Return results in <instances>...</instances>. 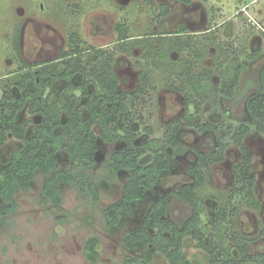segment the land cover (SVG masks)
Masks as SVG:
<instances>
[{"label": "rangeland", "instance_id": "1", "mask_svg": "<svg viewBox=\"0 0 264 264\" xmlns=\"http://www.w3.org/2000/svg\"><path fill=\"white\" fill-rule=\"evenodd\" d=\"M163 5L170 6L166 16L161 14ZM119 23L127 27L131 39L150 37L156 47L162 43L167 51L162 65L156 66L153 62L161 59L156 49L149 54L140 45L129 51L121 50L116 31ZM183 24L187 32L182 37L190 40L191 45L178 50L172 38ZM18 31L20 44L14 38ZM98 49L114 55L120 89L136 90L142 82V72L150 71L149 84L132 108V129L137 133V141L146 143L152 138L162 139L166 126L178 119L181 144L179 151L171 148L175 152L174 166L164 174L159 185L148 189L144 198L135 203L132 213H121L118 223L109 225L103 210L121 198L131 171L121 170L116 181L104 179L106 158L110 152L122 149L126 142L105 141L100 126H95L98 156L92 173L100 193L99 201L94 202L88 192L68 183L60 186L63 203L45 201L41 198L43 175L38 173L29 190L17 193V211L0 218V264H124L127 256L137 255L140 250L139 246L127 248L123 243L125 235L139 226L157 198L192 181L188 167L195 162L199 151H210L212 143L219 138L227 143L226 156L212 166L211 179L222 199L209 200L203 220L207 222L208 216L216 215V208L226 203L230 212L228 220L233 218L234 224L252 238V253L264 254V236L260 234L264 227V134L255 129V119L246 106L249 94L264 91V0H191L190 3L182 0H0V99L9 86L14 94H20L13 77L28 69L24 63L55 60L79 50L85 65L90 67L100 59ZM236 64H242L246 71H254L259 83L231 111L223 97L219 105L207 100L197 110L178 90L187 81L186 77L178 78L180 67L190 66L198 74L211 71L210 80L220 85L224 69ZM75 80H81V75L75 76ZM65 83L64 79L55 82L54 89L61 90ZM88 88L93 92L98 86L89 82ZM77 93L79 108L84 109L86 99L80 91ZM29 108L30 102H27L18 119L30 120L27 135L31 136L42 116L31 114ZM186 115L193 116L197 123L218 124V134L188 125ZM243 122L251 126L243 142L254 155L249 171L256 176L259 209L247 204L245 194L229 196L236 180L233 168L241 160V152L227 127ZM20 145V140L9 134L0 148V161L7 163ZM152 158L153 154L148 153L143 162L146 164ZM58 162L64 168L71 166L66 150L59 151ZM92 235L100 238L97 263L89 262L84 255L85 242ZM184 253L201 264L208 262L207 254L196 246L194 239L186 240ZM153 264L169 263L158 255Z\"/></svg>", "mask_w": 264, "mask_h": 264}, {"label": "trees", "instance_id": "2", "mask_svg": "<svg viewBox=\"0 0 264 264\" xmlns=\"http://www.w3.org/2000/svg\"><path fill=\"white\" fill-rule=\"evenodd\" d=\"M169 12L170 6L163 5L161 14L166 16ZM116 31L121 50L129 51L140 45L149 54L156 49L161 59L153 62L156 66L162 65L161 60L167 53L162 43L156 47L150 37L131 39L122 23L116 25ZM186 32L187 27L183 24L173 35L172 40L178 50L191 45L190 40L182 37ZM78 53L73 57L65 54L69 57L53 62L49 60V63H24L28 69L13 77L20 94H14L9 86L0 99V148L7 142L9 134L21 142L7 163L0 161V218L17 211V193L29 190L38 173L43 175L41 198L45 201L63 203L60 186L68 183L88 192L94 202H98L100 193L92 173L98 156L97 125L105 141L126 142L122 149L110 152L106 158L104 179L116 181L121 170L131 171L121 198L103 210L109 225H116L121 213H132L135 203L144 198L148 189L159 185L164 174L174 166L175 152L171 148L179 151L181 144L178 135L181 122L178 119L166 126L162 139L152 138L146 143L138 142L137 133L132 129V108L149 84L150 71L142 72V82L136 90L120 89L113 54L98 49L99 61L87 67L83 53L79 50ZM191 69L187 65L180 67L178 78L186 77L187 81L178 90L183 92L189 104H195L197 110L207 100L219 105L223 97L228 111H231L250 90L258 88L256 73L246 71L242 64L224 69L220 85L210 80L211 71L198 74ZM78 74L81 80L76 81ZM63 79L65 85L61 90H55L54 83ZM89 82L96 83L98 88L90 92ZM78 91L86 99L84 109L79 108ZM27 102H30L31 114L42 116L31 136L27 135L30 120L21 122L18 119ZM246 106L255 119V129L264 134V91L249 94ZM185 118L188 125L202 132H219L216 123H197L193 116L188 115ZM227 129L241 152V160L233 168L236 180L229 196L245 194L247 204L259 209L261 201L255 194L256 176L249 171L254 155L243 142L251 126L243 122ZM226 147L227 143L219 138L212 143L210 151H199L195 162L188 167L192 181L181 184L171 193L162 194L150 205L139 226L123 239L127 248H140L137 255L127 256L124 264H153L158 255L164 256L169 264H201L184 253L189 238L194 239L196 246L207 254V264H264L263 253H252V238L234 224L233 218L228 220L230 212L226 203L219 205L216 215H209L207 222L203 220L209 200L222 199L213 187L211 169L225 159ZM61 150L70 155L71 166L68 168L61 167L58 162ZM148 153H152L153 158L145 164L143 158ZM260 234L264 236V227ZM99 244L97 235L90 236L85 242L84 255L91 263L100 259Z\"/></svg>", "mask_w": 264, "mask_h": 264}, {"label": "flooded vegetation", "instance_id": "3", "mask_svg": "<svg viewBox=\"0 0 264 264\" xmlns=\"http://www.w3.org/2000/svg\"><path fill=\"white\" fill-rule=\"evenodd\" d=\"M21 33V32H20ZM20 34H19V31H18V33L15 35V42H16V44H20V40H21V38H20ZM75 55H77V53H75V54H72L71 55V57H73V56H75ZM69 57V55H67V56H64V55H62L61 57H59V58H57V59H55V60H52V59H45V60H43V61H47V63H49V60H51L52 62L53 61H59V60H61V59H64V58H68ZM43 61H41V62H43Z\"/></svg>", "mask_w": 264, "mask_h": 264}]
</instances>
